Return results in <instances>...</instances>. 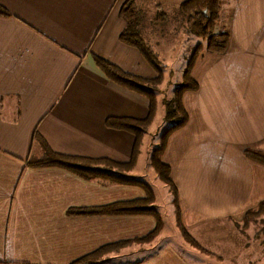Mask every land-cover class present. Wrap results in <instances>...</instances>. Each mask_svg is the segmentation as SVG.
Here are the masks:
<instances>
[{
	"label": "crops",
	"instance_id": "0c3cea01",
	"mask_svg": "<svg viewBox=\"0 0 264 264\" xmlns=\"http://www.w3.org/2000/svg\"><path fill=\"white\" fill-rule=\"evenodd\" d=\"M124 1L0 0L11 14L0 16V264H71L102 246L146 236L156 225L144 214L68 213L141 198L138 186L29 165L42 155L41 141L59 154L130 161L134 135L105 122L145 118L148 99L108 79L92 58L131 75L156 76L140 51L119 39ZM145 1L177 7L184 0ZM223 14L228 49L198 56L192 76L199 88L182 98L189 121L162 157L178 188L182 224L206 252L182 240L172 214L176 234L163 226L151 243H132L99 264H208L199 253L219 255L203 243L213 246L227 231L241 247L231 261L264 264L263 244L256 247L237 225L264 201V165L244 154L264 152V0H222ZM145 137L136 166L124 175L139 178L138 170L152 169ZM215 222L219 229L206 230Z\"/></svg>",
	"mask_w": 264,
	"mask_h": 264
},
{
	"label": "trees",
	"instance_id": "16d2710c",
	"mask_svg": "<svg viewBox=\"0 0 264 264\" xmlns=\"http://www.w3.org/2000/svg\"><path fill=\"white\" fill-rule=\"evenodd\" d=\"M221 4L222 0H184L178 5L179 12L185 17L186 34L198 37L199 41L190 48L189 59L183 69L181 80L175 85L173 97L162 100L164 107L163 120L169 123V126L161 133L157 144L151 149L149 157L153 172L171 191L176 216L175 224L180 236L187 244L202 253H205L206 250L181 223L177 203V188L170 178L171 168L164 163L162 156L169 136L184 127L188 122L189 117L182 98L185 93L196 91L199 88L198 82L192 76V70L198 56L203 51L224 54L227 50L230 38L229 32L215 33V23L220 16ZM155 8L157 11L156 21L161 23L166 19L167 14L163 11L161 3H157ZM10 15L9 11L0 4V16ZM119 15L126 22L125 28L119 35L120 41L138 49L156 72V76L153 78H142L122 71L118 66L97 55L92 56L96 67L108 79L148 99V114L145 118L111 117L105 122L108 127L122 129L135 136V145L130 161L127 164H121L105 158L91 159L59 154L52 151L45 142L41 141L42 155L40 158L32 160L29 165L31 167L56 166L72 171L87 180H102L109 183L138 186L144 191V196L141 198L106 205L72 208L68 213L72 215L144 214L153 216L156 225L146 236L102 246L94 252L74 260L71 264H99L105 256L126 247L130 243H151L160 234L164 226L161 215L154 206L155 193L153 188L144 181L124 175L123 172L131 171L136 166L143 137L155 121L158 110L157 91L165 81V64L158 59L156 53L140 33L142 16L136 7V0H125L120 8ZM244 154L251 161L264 165V152L245 149ZM263 215L264 201L260 202L254 209L248 210L241 222L237 223L240 232L245 234L248 227L257 221V217L260 218Z\"/></svg>",
	"mask_w": 264,
	"mask_h": 264
},
{
	"label": "rangeland",
	"instance_id": "374dc122",
	"mask_svg": "<svg viewBox=\"0 0 264 264\" xmlns=\"http://www.w3.org/2000/svg\"><path fill=\"white\" fill-rule=\"evenodd\" d=\"M154 5L156 6V3L153 4L145 0H136V7L139 9L140 14L142 16V22L140 25V33L145 39V41L151 46L153 51L156 53L158 59L165 64V69H164L165 81L161 86H159L158 91H157V97H158L157 119L154 122V125L151 127V129L145 133L146 135L145 150L147 149V151H150V153H151V149L157 144L161 133L169 126V123L163 120L164 107L162 104V100L171 99L173 97L175 85L181 80L183 69L186 66L187 61L189 59L190 48L193 47L199 41L198 37L194 35L186 34L185 17L179 12L178 6L175 7L172 5L171 6L162 5L163 11L167 14V17L166 19H164V21L159 23V21H156L157 11ZM224 6H225L224 8L225 10H227V8L231 9V5L229 3L224 4ZM228 18H229L228 15L227 16H224V14L223 16L221 15V8H220V16H219V19L215 23L216 24L215 33H221L225 31L229 32V27L227 29V26H226L228 22ZM188 117H189V114H188ZM174 133H172L169 136V138ZM168 140H167V143H168ZM149 170H150L149 172L144 169L138 170L137 176L139 178L137 179L144 181L148 184L154 183L156 185L155 186L156 191L155 189H153L155 193V203H154L155 205L154 206L156 207V209L161 215L164 227L168 228L171 233L176 234L177 231L173 225V220H172V216H173L172 214H174V222H175L176 216H175L174 204L172 203L171 191L168 189L167 185H165L163 182H161L157 178V176L155 175L152 169H149ZM170 178L173 184L176 186L174 180L172 179V173L170 175ZM177 203H178L179 214L181 218L178 188H177ZM257 220H261L260 223L250 225L248 227V230L246 231V233L248 232L246 235L250 237L251 241H252L251 238L255 237V243L253 244L256 247L261 246L262 244L264 246V215L260 218L257 217ZM208 226L210 227L206 230L220 228V225L217 222L208 224ZM224 234L228 235L229 233L227 231L223 234H220L221 236L219 238H217L215 241L213 240L212 242L213 246H206L203 243L206 249H208L209 251H213L215 254L219 256L213 255L212 257L211 253H209L210 255H201L199 253V256L202 257V260L205 259V256H208L207 257V259H209L208 264H236L235 261H231L229 258L233 259L241 247L239 246V243L236 238H233V237L228 238V237H225ZM243 235L245 236V234ZM171 239L170 238L165 239V242H169L171 241ZM244 240L245 239L243 238V242H245ZM139 244H143V243H139ZM129 245H127L126 247H128ZM126 247H123L122 249L111 253V255H115L116 253H121L123 249H125ZM225 247H226V250H228L229 252L227 254H222L221 248H225ZM130 253H132L131 250H130ZM254 255H255V252L252 254V257ZM107 256H105L104 258H106ZM242 257H243V254L240 257V259ZM261 261L263 260L261 259ZM201 264H206V262H203ZM260 264H262V262Z\"/></svg>",
	"mask_w": 264,
	"mask_h": 264
}]
</instances>
